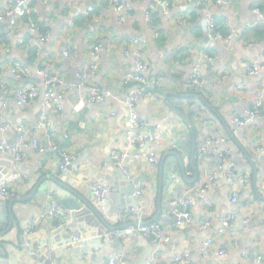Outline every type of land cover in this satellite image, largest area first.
<instances>
[{
    "label": "crops",
    "instance_id": "crops-1",
    "mask_svg": "<svg viewBox=\"0 0 264 264\" xmlns=\"http://www.w3.org/2000/svg\"><path fill=\"white\" fill-rule=\"evenodd\" d=\"M16 1L0 0V10ZM131 1L136 20L126 24L120 22L109 0H33L31 14L40 23L36 24L37 31H33L27 18L22 19L17 32L0 27V43L7 47L0 48V80L9 88L7 91L0 86V100L9 103L0 112V144L19 141L16 132L1 131L5 122L23 123L30 130L29 139H39L44 148L40 151L31 144L23 147L20 161L10 152L0 151V181H7L18 190L16 198H29L14 204L13 228L0 235V264H108L116 254L125 258L126 264H146L153 257L157 264H172L178 257L185 260L180 264H264L257 261L260 256L264 258V120L246 128L237 127L234 122L264 94V38L258 39L257 33L264 31V19L253 12L258 8L264 13V0H225L219 6L215 0H168L170 15L163 14L160 8L156 10L154 0ZM90 6L94 7L93 13H88ZM194 6L198 14H181ZM208 9L221 32L234 33L229 44L216 41L213 46L214 42L208 40L203 27ZM152 10L154 31L149 29L146 18ZM180 15L185 20L176 17ZM176 19L188 23L181 27L174 22ZM45 33L50 37L48 42L41 40ZM69 43L77 48L75 56L66 57L63 53ZM96 44L102 45V59L98 69L92 70L91 51ZM135 49L144 53L146 78L159 81L155 95L139 98L136 105L143 133L154 136L156 142L146 150L129 149V158L118 165L112 153H125L127 149L131 108L123 82L136 73ZM201 53L212 56L213 61L203 66L205 85L199 90L191 86L190 77ZM16 61L32 72L39 68L48 70L63 81V111L45 104L43 97L26 106L17 103L14 92L18 88L34 85L41 94L46 88L41 77L17 79L12 71ZM246 62L260 64L259 72L250 75ZM91 87L111 90L113 97L105 103L86 104L77 112L75 106ZM44 112L49 113L51 122L46 130L40 124ZM181 113L195 128L194 159L188 141L193 136ZM184 133L187 138L182 136ZM208 139H213V146L225 153L223 157L199 153V144ZM177 146L178 151L188 153L183 157L185 174L193 178L194 171L198 173L195 183L187 182L176 172L173 182L164 183L166 170L175 163L167 158L161 167L162 159ZM57 150L71 157V170L59 168L63 159ZM152 152L159 157L158 164L136 158ZM177 167L180 168L178 164ZM229 169L246 179L238 188L240 197L236 202L225 179ZM211 177L216 181H211ZM96 182L109 188L102 209L93 194ZM137 186L142 189L140 195ZM65 187L81 195L79 211L58 205L61 194H67ZM165 187L162 215L154 223L162 225L170 243L158 245L141 234L125 242L118 238L128 228L137 227L121 229L124 226L155 218L160 192L164 194ZM176 190L181 191L179 197L189 201V209L197 220L212 223L210 228L200 230L169 214L168 206L175 199ZM52 208L61 209L63 217L47 215ZM229 216L234 217L233 227L223 235L220 231ZM10 220L8 212V226ZM37 220L34 230L25 233L27 226ZM74 235L84 239L82 247H67ZM208 237L214 241L210 257L203 259L199 248ZM218 250H226L228 256L219 257Z\"/></svg>",
    "mask_w": 264,
    "mask_h": 264
},
{
    "label": "built area",
    "instance_id": "built-area-1",
    "mask_svg": "<svg viewBox=\"0 0 264 264\" xmlns=\"http://www.w3.org/2000/svg\"><path fill=\"white\" fill-rule=\"evenodd\" d=\"M32 1L33 0H17L16 2L10 3L8 7L4 10H0V27L2 25H7L10 28L11 32H17L20 29L21 21L27 14H31L32 12ZM112 8L115 12L119 15V20L121 23L126 24L131 20H136V14L134 11V6L131 0H109ZM216 5H222L225 3V0H215ZM154 4L157 5V9H161V12L165 15H170L171 13V4L168 0H154ZM94 7L90 6L88 8V13H93ZM255 14H258L262 19H264V13L256 8L253 10ZM147 21L149 23V29L154 31L156 25L154 24V14L153 10L147 14ZM174 22L184 27L185 22L183 19H176ZM33 31H37L36 24L31 21ZM203 27L204 31L207 34L208 38L212 41H218L220 43L229 44L233 38L234 33L231 31L228 34H224L217 28V23L215 21L214 15L210 9H208L206 16L203 20ZM43 42L50 41V37L48 34H44L41 37ZM31 41H33L31 39ZM0 48L7 49L6 46L1 45ZM101 51L102 45L96 44L93 46L91 54L94 59V63L91 66L92 70H97L98 67L101 65ZM127 54L129 53L128 50L125 51ZM63 53L66 57L75 56L77 54V48L74 43H69L64 49ZM135 54L137 56V66H136V73L127 78L123 82V85L126 87L128 91V95L126 98L127 104L130 106V117H129V131L127 134V149L126 152H120L119 150H114L112 153L113 158L116 160L118 165L124 163L128 158V150L131 148H135L137 150L145 149L151 145L155 144L156 139L154 136L150 134L143 133V124L139 119V116L136 112V105L141 97L145 96H154V89L158 86L159 81L157 79H147L145 76V72L147 71L148 67L147 64L144 62V53L141 49H135ZM213 57L206 54L201 53L197 57L196 63L193 66L191 77H190V84L192 87L196 89H202L205 85V79L203 77V66L207 62H212ZM264 62V57H263ZM264 67V66H263ZM260 64L245 63V69L250 75H256L260 70ZM12 71L14 75L19 80H36L39 77L44 78L45 88L46 91L44 94L40 93V90L36 86H22L18 88L14 92V98L16 99L17 103L21 106H26L37 100L39 97H43V101L45 104L52 106L57 111L61 112L64 110V102L66 98V90L61 88V84L63 81L59 80L57 76L51 74L48 70L45 69H37V71L32 72L29 68L24 65L23 63L16 61L12 64ZM228 73L225 72V76ZM82 79V78H81ZM132 84V87H131ZM0 86L2 89L9 90L6 82L4 80H0ZM264 87V86H263ZM113 97V92L108 89H103L100 87H91L89 92L86 96H82L75 106V110L79 112L86 104H101L105 103L108 98ZM8 101L0 100V112L5 110L8 107ZM258 120H264V94H261L253 103V105L245 110L244 116L235 117L234 122L237 127L246 128L252 127ZM41 127L46 130L50 128V116L49 113L44 112L41 115L40 121ZM2 132L7 131H14L19 135V141L16 144H11L7 142H2L0 144V151L2 153L10 152L16 161H20L22 159V149L23 147H27L28 145H32L35 149L40 151H44L43 146L39 139H29L30 130L26 124H15L11 122H5L1 127ZM215 142L213 139H208L205 143H200L198 146V151L202 155H209L210 153H215L219 157L224 156V152L219 150L218 148L214 147ZM138 160L146 159L152 164L159 163V157L155 152L152 153H143L138 154L136 156ZM71 157L68 154H63V162L64 166L62 170H66L68 166H71ZM18 177V175H16ZM225 179L227 183L231 186L232 190V199L233 201H238L240 194L238 188L243 186L246 183V179L244 177H238L233 169H229L226 172ZM211 181H216L215 177H211ZM139 186V185H138ZM137 186V195L142 193V189L138 188ZM93 194L98 199L101 205V209L105 208L108 196H109V188L107 185L96 182L93 185ZM18 196V190L8 183L7 181H0V198L4 200H11ZM169 214L172 213L178 222L180 223H187L190 225H195L200 230H206L210 228L212 223L207 220H197L191 210L189 209V201L185 198H177L169 203ZM47 215L60 219L63 217V213L59 208H52L46 212ZM233 216H229L225 219L224 228L220 231L221 234H226L228 230L233 227ZM248 224L249 220H245ZM38 220L31 223L27 226L25 233H30L34 230V227L37 225ZM137 234H141L145 238L150 239L152 242L161 245V244H168L171 241L170 236L167 235L165 230L163 229L162 225L159 223H152L149 225H141L137 227H131L125 230L123 233L120 234L118 238H120L123 242L128 240L130 237H133ZM109 238H112L110 235ZM213 238L208 237L205 239L199 248V253L201 258L206 259L210 257L209 249L213 244ZM84 243V239L79 235H74L72 240L67 243V247H82ZM216 254L221 258H226L228 253L226 250H218ZM259 263L264 262V258L262 256L258 257L257 260ZM184 263L185 260L183 257L174 258L172 260V264H180ZM108 264H126L125 258L116 254L112 256ZM146 264H157L156 258L153 257ZM192 264V263H191Z\"/></svg>",
    "mask_w": 264,
    "mask_h": 264
},
{
    "label": "water",
    "instance_id": "water-1",
    "mask_svg": "<svg viewBox=\"0 0 264 264\" xmlns=\"http://www.w3.org/2000/svg\"><path fill=\"white\" fill-rule=\"evenodd\" d=\"M3 26H7V25H2V27ZM208 40L211 41L212 43L214 42L215 45H213V46H216V44H217L216 41H212L209 38H208ZM181 115L183 116L184 121L187 122V124L189 125L190 133L193 136L192 140L191 139H189V140L187 139V140L189 141L190 146H192V148H191V156H192V159H194L195 158V152L197 150V148H196L197 140L195 139V128L190 123V120H189V118L186 115H184L182 113H181ZM175 131H177V128H175ZM49 134H51V132H49ZM182 136L187 138L188 134L184 133ZM179 139H181V138L179 137ZM177 141H178V139L175 140V142H177ZM189 143H188V146H189ZM174 145H177V144L174 143ZM175 148H176V150L174 149V150H170L169 152H166V155L163 157L161 165H160L162 167V165L166 163L167 158H170L171 161L173 163H175L173 165V167H171L170 169L166 170V175H165V180L166 181H164V183L173 182V180H174V177H173L174 176V172H176L179 177H182L187 182L195 183L198 180V177H199L197 171H194L193 178H189L185 174V166H184L183 157L185 155H188V153H184L181 150L178 151V146L175 147ZM58 152H59V155L63 159V154H62L63 152L62 153L60 151H58ZM177 164L180 167L179 168L180 171H179V169L177 167ZM63 166H64V162L62 161V162L59 163V168H61V170H62ZM71 168H72L71 166H68L66 169L67 170H71ZM52 180H55V178H53ZM134 183L136 184L137 181H134ZM60 184H62V183H60ZM167 187H168V185H167ZM130 189L132 190V187ZM65 190H66L67 194H65V193L61 194L62 198H61V200L58 201V205L60 207H62L63 209H66V210L79 211L81 209V207H82L79 201H83V199L81 198V195L79 193H77L74 189L69 188V187H65ZM166 191H167V188L165 187L164 188V194H162L160 192V196H159V200H158V212H157L155 218L149 220L147 223L142 222V224H137V222H134L133 224L126 225V226H124L121 229H127L130 226H141V225L152 224L155 221H157L158 218L162 215V211H163L162 198H163V195H165ZM176 193L177 194L175 196V199H177L180 196L181 191L180 190L179 191L176 190ZM68 194L69 195H73V197L69 196ZM28 199L29 198H14L8 203L7 200H4V199L0 198V230H4L3 232L0 233L1 236L6 235V233L10 232L12 230V228H13V214H12V212H13L14 204L17 203V202L26 201ZM130 200H132V199H130ZM84 204H85V202H84ZM165 206H166V204H165ZM91 209L94 211L93 208H91ZM8 212L11 214V220H10L11 222H10L9 226H8V223H7V221H8ZM130 215L133 216V213H131ZM5 227H6V229H4ZM61 249L68 250L67 248H64V247H62ZM59 253H61V252L59 251Z\"/></svg>",
    "mask_w": 264,
    "mask_h": 264
},
{
    "label": "trees",
    "instance_id": "trees-1",
    "mask_svg": "<svg viewBox=\"0 0 264 264\" xmlns=\"http://www.w3.org/2000/svg\"><path fill=\"white\" fill-rule=\"evenodd\" d=\"M181 1V0H180ZM196 3V1L194 2V4ZM194 12L196 13V14H198V11H197V8H196V6H194L193 8H190L189 10H186V11H184L183 13H181V14H185V15H193L194 14ZM157 14H158V12H156ZM34 16H35V14L34 13H32V14H27V16H25V18H27V19H31V21H34L33 19H34ZM154 17H155V14H154ZM176 17H182L183 19H184V17H183V15H180V16H176ZM185 20V19H184ZM187 21V20H186ZM185 21V22H186ZM34 23L35 24H39L40 25V23H38V22H36V20L34 21ZM187 23H188V21H187ZM217 23V22H216ZM218 28V27H217ZM258 33V39H263L264 38V31L262 30L261 32H257Z\"/></svg>",
    "mask_w": 264,
    "mask_h": 264
}]
</instances>
